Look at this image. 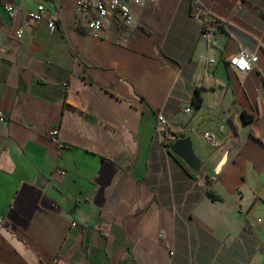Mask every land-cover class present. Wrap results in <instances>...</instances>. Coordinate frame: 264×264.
Wrapping results in <instances>:
<instances>
[{"label":"crops","instance_id":"0c3cea01","mask_svg":"<svg viewBox=\"0 0 264 264\" xmlns=\"http://www.w3.org/2000/svg\"><path fill=\"white\" fill-rule=\"evenodd\" d=\"M10 1L0 264H264V0H123L134 24L99 34L79 0ZM41 4L55 31L28 20ZM241 50L259 56L246 75L229 65ZM189 136L201 174L168 147Z\"/></svg>","mask_w":264,"mask_h":264},{"label":"built area","instance_id":"2783aa9c","mask_svg":"<svg viewBox=\"0 0 264 264\" xmlns=\"http://www.w3.org/2000/svg\"><path fill=\"white\" fill-rule=\"evenodd\" d=\"M148 0H132L134 5L144 4ZM156 1V0H151ZM0 8H4L7 12L13 13L15 6L10 0H0ZM201 6L194 3V10L198 13ZM77 12L86 15L88 18V29L91 33L99 34L103 31L106 22L113 18H119L126 26H131L135 22L132 12L131 4L123 0H79L77 5ZM27 18L31 23H40L47 20L51 31L56 29V19H48V12L46 7L41 4L35 10L27 12ZM211 34L210 31L205 32V36ZM23 36L22 30L17 32V37L21 39ZM259 62V56L247 50H241L238 54L232 56L229 60L230 67L241 75H246L255 69ZM189 112L190 109H187ZM5 115L0 112V123H7ZM169 121L162 115H158V128L161 133L170 135ZM225 129L224 125L220 126V131ZM49 137L55 143L59 150H63L66 145L60 139L59 130L54 129L48 133ZM205 138L214 146L220 147L221 142L217 135L211 131L205 133ZM3 218L0 216V228L3 227Z\"/></svg>","mask_w":264,"mask_h":264},{"label":"water","instance_id":"95a60500","mask_svg":"<svg viewBox=\"0 0 264 264\" xmlns=\"http://www.w3.org/2000/svg\"><path fill=\"white\" fill-rule=\"evenodd\" d=\"M167 134L165 133V136ZM170 151L182 159L184 163L196 174L203 171L202 158L196 153L192 137L177 139L170 147Z\"/></svg>","mask_w":264,"mask_h":264},{"label":"trees","instance_id":"16d2710c","mask_svg":"<svg viewBox=\"0 0 264 264\" xmlns=\"http://www.w3.org/2000/svg\"><path fill=\"white\" fill-rule=\"evenodd\" d=\"M202 82H203V79H202ZM206 88V85L201 83L197 86L196 88V91H195V95L193 97V103L194 105L196 106H200L201 103H202V97H201V90L202 89H205ZM183 137V136H182ZM177 139H179V137H176ZM176 141V139H170V141L168 142V147L170 148L171 145ZM207 181L209 182V180L207 179ZM208 197L213 199V200H220L218 197H216V195L208 192Z\"/></svg>","mask_w":264,"mask_h":264}]
</instances>
